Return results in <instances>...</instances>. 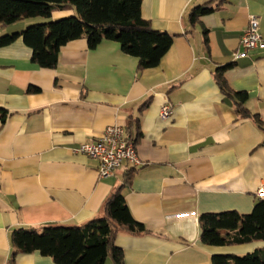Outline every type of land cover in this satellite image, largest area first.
Listing matches in <instances>:
<instances>
[{
    "label": "crops",
    "instance_id": "0c3cea01",
    "mask_svg": "<svg viewBox=\"0 0 264 264\" xmlns=\"http://www.w3.org/2000/svg\"><path fill=\"white\" fill-rule=\"evenodd\" d=\"M204 4L212 12L190 25L189 12ZM74 15L55 10L51 20ZM140 15L173 36L159 64L142 71L114 41L92 50L85 39L68 42L52 69L34 64L20 38L0 48V109L7 112L0 122V264H9L13 230L84 225L120 187L132 217L149 231L118 233L124 264H211L214 255L264 250V242L204 245L198 226L202 214L247 215L264 200L257 195L264 189V49L235 59L249 16L259 19L264 38V0H141ZM45 21L26 19L0 36ZM221 67L229 89L248 94L245 108L263 131L240 119L219 90L214 73ZM164 104L171 106L167 119L159 117ZM109 126L128 129L141 167L124 163L99 177L98 161L78 152ZM14 264L55 263L34 252Z\"/></svg>",
    "mask_w": 264,
    "mask_h": 264
},
{
    "label": "trees",
    "instance_id": "16d2710c",
    "mask_svg": "<svg viewBox=\"0 0 264 264\" xmlns=\"http://www.w3.org/2000/svg\"><path fill=\"white\" fill-rule=\"evenodd\" d=\"M141 0H0V29L17 22L40 18L45 22L32 24L19 33L0 36V48L21 39L31 49V61L39 68L56 66L61 48L68 42L85 39L92 50L103 41H114L121 51L137 59V71L156 67L169 50L173 36L154 30L140 15ZM72 8L75 15L51 20L52 12ZM212 12L207 4L194 7L188 22L195 25L199 18ZM203 30L204 44L207 43ZM226 67L214 73L221 93L235 104L240 119L250 118L263 131L257 115L245 108L246 92L231 91L223 77ZM27 92H38L30 87ZM148 105L145 102L141 109ZM7 112L0 109V122ZM128 133V129L126 130ZM140 133L137 135L139 136ZM264 143V142H263ZM121 188L105 202L100 215L81 226H45L15 229L11 232L9 264L20 254L37 252L55 264H124L123 251L114 244L119 232L131 235L149 231L131 215ZM200 241L213 247L238 246L264 242V200L255 202L252 211L241 215L236 211L206 213L198 217ZM211 264H264V250L256 249L243 256L214 255Z\"/></svg>",
    "mask_w": 264,
    "mask_h": 264
},
{
    "label": "built area",
    "instance_id": "2783aa9c",
    "mask_svg": "<svg viewBox=\"0 0 264 264\" xmlns=\"http://www.w3.org/2000/svg\"><path fill=\"white\" fill-rule=\"evenodd\" d=\"M241 53L235 55V59L243 57L250 50H263L264 38L259 32V19L253 15L248 17L247 26L240 38ZM171 115V106L164 104L159 111L161 119H167ZM78 152L98 161L99 177L113 175L122 165L141 167L142 163L137 156L134 139L127 136L126 131L120 126L106 127L100 137L94 142L81 145ZM262 197L264 189L257 191Z\"/></svg>",
    "mask_w": 264,
    "mask_h": 264
},
{
    "label": "rangeland",
    "instance_id": "374dc122",
    "mask_svg": "<svg viewBox=\"0 0 264 264\" xmlns=\"http://www.w3.org/2000/svg\"><path fill=\"white\" fill-rule=\"evenodd\" d=\"M246 254V253H245ZM245 254H243V255H245ZM243 255H239V256H243ZM107 261H110V259H108Z\"/></svg>",
    "mask_w": 264,
    "mask_h": 264
}]
</instances>
